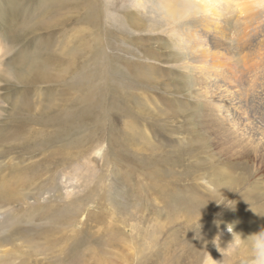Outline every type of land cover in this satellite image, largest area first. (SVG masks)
Returning <instances> with one entry per match:
<instances>
[{
  "label": "rangeland",
  "instance_id": "1",
  "mask_svg": "<svg viewBox=\"0 0 264 264\" xmlns=\"http://www.w3.org/2000/svg\"><path fill=\"white\" fill-rule=\"evenodd\" d=\"M161 1L0 0V124L12 115L10 104L24 94L30 117L42 123L32 128L45 151L41 157L0 152V176L12 171L31 185H25L23 199L9 203L0 195V264H204L207 252L218 264H250L254 237L264 231L260 210L249 213L244 207L190 220V214L172 213L167 200L154 192L163 187L157 181L164 177L167 159L160 157L183 146L188 132L181 118L170 124L161 118V93L177 88L184 95L191 84L177 66L182 42L172 21L205 2L208 13H203L212 24L214 16L235 20L241 9L262 12L264 0ZM165 1L176 6L177 14L165 13ZM145 54L156 55L157 62ZM40 66L46 72H38ZM19 76L30 85L17 82ZM53 77L57 87L50 82ZM143 77L157 80L158 89L138 86ZM86 92L91 93L86 130L58 127L51 107ZM175 101L170 107L176 110L180 102ZM84 136L91 141L77 145ZM38 158L44 159L39 166ZM11 160L16 170L7 168ZM240 161L258 168L264 190V159ZM39 173L46 179L40 195L35 186L44 182L34 183ZM5 180L0 177V183ZM205 188L213 192L216 186ZM228 225L240 235L239 243L221 254L212 240L220 235L221 248H227L233 242Z\"/></svg>",
  "mask_w": 264,
  "mask_h": 264
},
{
  "label": "bare ground",
  "instance_id": "2",
  "mask_svg": "<svg viewBox=\"0 0 264 264\" xmlns=\"http://www.w3.org/2000/svg\"><path fill=\"white\" fill-rule=\"evenodd\" d=\"M216 1L214 0L215 3ZM205 3L200 8L188 7L190 12L181 11L177 15L179 20L170 19L172 24L176 23L172 29L177 31L182 42V61L177 66L183 69L184 75L190 77L191 84L184 95H180L177 88L169 93H161V118L167 124L177 123L176 120L181 118V122L187 124L188 132L186 130L183 146L169 148L165 153L167 156L160 157L167 159V162L162 167L164 177L157 181V184L163 181V187L156 189L155 198H165L167 208L172 213L190 214V220L207 215L226 216L244 207L249 213L258 209L264 215V205L257 204L261 200L264 203V190L259 188V178H256L258 168H246L240 161L249 156L255 160L264 159V10L257 13L241 9L234 17L235 20H220L221 17L214 16L215 24H212L211 19L204 14L209 7ZM159 4H162L161 0ZM164 4L162 8L166 14L173 16L178 11L176 6L170 7L168 1ZM184 8L186 10L187 6ZM206 12L208 13L207 9ZM210 17L213 19V14ZM226 35H232L233 42H228L230 38L224 37ZM202 51L204 56L197 60ZM154 56L156 55L145 54L144 58L157 62ZM205 56L213 57V60L204 58ZM195 63L197 64L194 65ZM188 67H192V72L188 71L191 69ZM38 72L46 70L40 66ZM17 82L30 85L25 77L19 76ZM50 82L57 87L55 77ZM156 84L157 80L151 78L137 79L140 87L157 90ZM23 96L25 95L21 94V98L10 104L12 115L7 117L5 124H0V137L3 138L0 141V152L15 154L22 151L21 156L41 157L45 151L40 134L32 128V125H39L41 121L30 117L31 108ZM90 97L91 93L86 92L79 98L63 100L52 106L55 113L48 110L56 116V124L61 129L83 127L91 120ZM174 99L180 102L176 110L170 107L176 103ZM181 99L193 101L183 104ZM169 111L173 115L168 114ZM133 117L135 121L136 117ZM14 132L23 135L12 137ZM84 138L85 140L77 141L76 144L91 141L89 136ZM14 141H17L15 144L18 147L14 145ZM23 161L19 159L18 164ZM9 162L7 168L16 170L12 160ZM43 162V158H38L36 163L39 166ZM70 163L72 162L69 160L68 164ZM155 168L158 169L157 166ZM11 172L0 176L9 180L0 183V195L9 203L10 200L27 197L24 190L31 186L29 182H23L22 178L11 176ZM41 174L34 177V183L36 180L44 182L35 186L38 194L40 185L46 182ZM11 181L17 189L10 185ZM211 184L216 186L213 192L205 188V185ZM227 201L229 204H226Z\"/></svg>",
  "mask_w": 264,
  "mask_h": 264
},
{
  "label": "clouds",
  "instance_id": "3",
  "mask_svg": "<svg viewBox=\"0 0 264 264\" xmlns=\"http://www.w3.org/2000/svg\"><path fill=\"white\" fill-rule=\"evenodd\" d=\"M197 223H199V221H197ZM227 230L229 233L233 234V242L228 244L227 248H221L220 235L215 236L212 240V244L221 254L232 251L239 243L240 235L233 232V226L228 225ZM204 264H218V261L213 260L211 255L207 252ZM250 264H264V231L259 232L255 237L252 245V258Z\"/></svg>",
  "mask_w": 264,
  "mask_h": 264
}]
</instances>
